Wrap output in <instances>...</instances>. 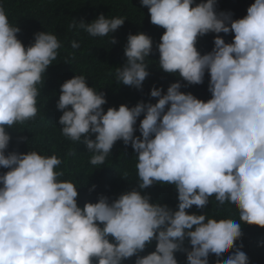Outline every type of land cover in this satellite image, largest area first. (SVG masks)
<instances>
[{
	"label": "clouds",
	"instance_id": "9594fccd",
	"mask_svg": "<svg viewBox=\"0 0 264 264\" xmlns=\"http://www.w3.org/2000/svg\"><path fill=\"white\" fill-rule=\"evenodd\" d=\"M140 2L150 22L164 29L157 45L159 67L188 85L202 84L207 72L211 98L198 99L173 82L166 93L151 89L154 104L104 111L105 93L75 75L60 86L58 122L65 138L86 145L93 166L106 163L117 141L130 144L138 188L174 185L177 209L150 202L136 189L111 202L101 195L80 207L77 186L56 170L63 163L57 155L5 154L11 139L6 128L37 117V85L62 45L55 34L38 32L25 47L17 38L20 28L0 6V166L8 169L0 174V264H122L133 256L135 264H178V251L186 253L187 264H208L210 254L223 256L243 235L241 221L264 227V0H254L239 19L218 14L216 0ZM123 24V17L101 14L69 27L108 37ZM209 33L217 34L214 47L202 55L196 44ZM219 33H234L232 42ZM152 45L143 32L128 35L126 63L115 73L118 84L142 88ZM71 47L80 45L73 41ZM213 197L217 205H236L239 219L186 211L204 209ZM186 237L190 250L183 247ZM153 240L155 251L140 256ZM215 264H248V256L237 247Z\"/></svg>",
	"mask_w": 264,
	"mask_h": 264
},
{
	"label": "trees",
	"instance_id": "16d2710c",
	"mask_svg": "<svg viewBox=\"0 0 264 264\" xmlns=\"http://www.w3.org/2000/svg\"><path fill=\"white\" fill-rule=\"evenodd\" d=\"M194 2L199 3L201 0ZM252 3L254 0H216L215 10L218 14L231 13L232 19H239L247 15V8ZM0 6L4 8L9 22L20 28L17 38L25 47L34 42V36L38 32L55 34L62 45L58 50L57 60L44 74L43 84L37 85L40 91L37 98V117L25 125L6 128L11 139L5 154L35 150L43 155H57L63 163L56 170L64 172L60 179L71 181L77 186V203L80 207H83L85 202H97L101 195L111 202L122 193L136 189L141 191L142 195H148L150 202L167 205L176 210L178 191L174 185L153 184L147 189L138 188L136 153L130 144L126 146L122 140L117 141L106 163L93 166L90 163L92 154L88 152L86 145L82 142L74 143L62 135V126L58 121L63 113L57 108L60 86L75 75H84L89 87L105 93L107 102L102 107L107 111L109 107L118 108L121 104L131 108L141 101L154 104L157 98L151 97V89L160 88L166 93L168 86L173 82L182 85L180 91L190 92L198 99L207 101L211 98L208 91L209 74L205 73L202 84L188 85L178 75L165 73L159 67L157 45L164 29L150 22L148 8L143 6L140 0H0ZM101 14L106 18L123 17L124 24L108 37H92L79 27H69L72 21L79 23L83 20L90 23ZM140 32L150 36L153 45L151 54L146 58L149 76L143 82L142 88L137 89L134 86L118 84L115 73L118 67L126 63L124 48L128 35ZM216 35L209 33L198 38L196 47L202 55L212 51ZM218 35L226 43H231L234 33ZM112 38H115V44L110 42ZM73 41L79 43L78 49L71 47ZM142 118L143 114L137 119L135 136H140L139 123ZM22 137L27 140L21 139ZM91 138L95 139V134H91ZM6 171L8 169L0 166V174ZM186 211L189 214H207L215 219H239L236 205H217L214 197L210 198L204 209L193 206ZM241 229L243 235L237 238L233 248L240 247L246 253L248 264H264V227L241 221ZM109 240L111 242L112 238L109 237ZM155 245L156 241L153 240L139 255L145 256L155 251ZM183 247L191 249L189 238H185ZM233 248L228 249L219 258L210 254L208 264H215L217 259L226 258ZM174 255L178 264H187L185 252L178 251ZM136 258L133 256L126 259L122 264H135Z\"/></svg>",
	"mask_w": 264,
	"mask_h": 264
}]
</instances>
